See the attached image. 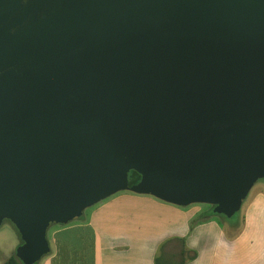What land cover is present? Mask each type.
Here are the masks:
<instances>
[{
	"label": "water",
	"instance_id": "95a60500",
	"mask_svg": "<svg viewBox=\"0 0 264 264\" xmlns=\"http://www.w3.org/2000/svg\"><path fill=\"white\" fill-rule=\"evenodd\" d=\"M264 179V0H0V227L17 257L121 191L235 216Z\"/></svg>",
	"mask_w": 264,
	"mask_h": 264
},
{
	"label": "crops",
	"instance_id": "0c3cea01",
	"mask_svg": "<svg viewBox=\"0 0 264 264\" xmlns=\"http://www.w3.org/2000/svg\"><path fill=\"white\" fill-rule=\"evenodd\" d=\"M211 207L121 191L78 220L51 225L50 254L39 264H264V179L237 217L212 214ZM21 245L13 224L1 226L0 264L17 257Z\"/></svg>",
	"mask_w": 264,
	"mask_h": 264
},
{
	"label": "trees",
	"instance_id": "16d2710c",
	"mask_svg": "<svg viewBox=\"0 0 264 264\" xmlns=\"http://www.w3.org/2000/svg\"><path fill=\"white\" fill-rule=\"evenodd\" d=\"M214 208H215L214 206L211 207V212H212V214H214V213H213ZM9 223H10V222H9ZM194 225H195V223L192 224V228L194 227ZM13 226H14V225H13ZM18 235H19V237L21 238L20 233H18ZM21 244H23L22 239H21ZM8 264H22V263L20 262V260H19L17 257H15V258L10 259L9 262H8ZM164 264H165V263H164ZM178 264H185V261H184V262H181V263H178Z\"/></svg>",
	"mask_w": 264,
	"mask_h": 264
},
{
	"label": "rangeland",
	"instance_id": "374dc122",
	"mask_svg": "<svg viewBox=\"0 0 264 264\" xmlns=\"http://www.w3.org/2000/svg\"><path fill=\"white\" fill-rule=\"evenodd\" d=\"M88 211V210H87ZM86 213H88V212H86ZM240 213V212H239ZM239 213H237L236 215H235V217H237L238 215H239ZM3 225H12V224H10L9 223V221H4L3 220V222H2V225L1 226H3ZM13 228L15 229V231H16V233L18 234L19 233V231H18V229L16 228V226H13ZM47 238H48V236H47ZM16 255H17V251H16ZM48 256V255H47ZM47 256H44L41 260H39V262H37V264H39L45 257H47ZM21 262V261H20ZM22 263V262H21ZM23 264V263H22Z\"/></svg>",
	"mask_w": 264,
	"mask_h": 264
}]
</instances>
